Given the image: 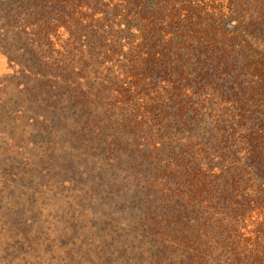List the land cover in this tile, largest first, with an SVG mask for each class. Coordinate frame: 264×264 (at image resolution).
Here are the masks:
<instances>
[{
  "label": "trees",
  "instance_id": "1",
  "mask_svg": "<svg viewBox=\"0 0 264 264\" xmlns=\"http://www.w3.org/2000/svg\"><path fill=\"white\" fill-rule=\"evenodd\" d=\"M0 264H264V0H0Z\"/></svg>",
  "mask_w": 264,
  "mask_h": 264
},
{
  "label": "rangeland",
  "instance_id": "2",
  "mask_svg": "<svg viewBox=\"0 0 264 264\" xmlns=\"http://www.w3.org/2000/svg\"><path fill=\"white\" fill-rule=\"evenodd\" d=\"M6 66L3 57L0 55V68Z\"/></svg>",
  "mask_w": 264,
  "mask_h": 264
}]
</instances>
